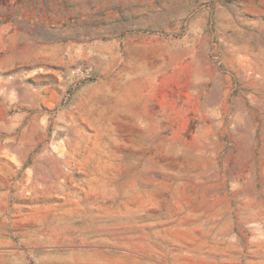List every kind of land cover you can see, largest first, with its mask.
I'll return each instance as SVG.
<instances>
[{"label":"rangeland","instance_id":"rangeland-1","mask_svg":"<svg viewBox=\"0 0 264 264\" xmlns=\"http://www.w3.org/2000/svg\"><path fill=\"white\" fill-rule=\"evenodd\" d=\"M0 264H264V0H0Z\"/></svg>","mask_w":264,"mask_h":264}]
</instances>
